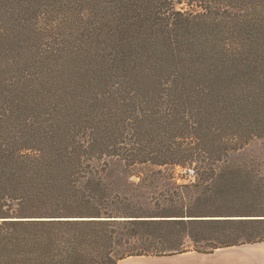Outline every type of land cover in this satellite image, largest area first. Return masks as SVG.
Listing matches in <instances>:
<instances>
[{
  "label": "trees",
  "instance_id": "trees-1",
  "mask_svg": "<svg viewBox=\"0 0 264 264\" xmlns=\"http://www.w3.org/2000/svg\"><path fill=\"white\" fill-rule=\"evenodd\" d=\"M184 1L187 12L171 0H0V264H118L264 242L263 218L130 216L103 176L106 157L200 162L190 140L212 133L205 121L218 126L212 159L264 137V0ZM198 221L236 230L207 247L151 232Z\"/></svg>",
  "mask_w": 264,
  "mask_h": 264
},
{
  "label": "rangeland",
  "instance_id": "rangeland-1",
  "mask_svg": "<svg viewBox=\"0 0 264 264\" xmlns=\"http://www.w3.org/2000/svg\"><path fill=\"white\" fill-rule=\"evenodd\" d=\"M171 1L174 2L176 11L190 10L188 1ZM197 3L199 6L203 4L199 1L192 4ZM193 9L200 10L196 6ZM208 124L210 123L205 121L202 124L203 129H213L212 133L217 132L214 128L218 126ZM203 131L198 138L190 140L205 150L201 151L203 157L200 162L170 166L150 163L129 166L120 157L104 159L106 165L103 176L112 190L126 196L128 200L125 202L130 201L133 204L127 209L133 212L130 216H166L163 213L179 207L194 212L193 215L199 216L194 218L201 220L264 219V137H252L245 143L239 140L233 143L226 155L216 160L206 151L212 133ZM179 167L193 168L196 174L194 177L178 178ZM212 222L214 221H198L188 223L184 227L166 226L151 232L169 236L185 234L182 242L186 246L193 247L196 244L207 247L236 230L227 223ZM238 232L243 230L238 229ZM189 235L193 236L197 243H194ZM226 261L228 262L226 256L219 255L206 258L202 263L224 264Z\"/></svg>",
  "mask_w": 264,
  "mask_h": 264
},
{
  "label": "crops",
  "instance_id": "crops-1",
  "mask_svg": "<svg viewBox=\"0 0 264 264\" xmlns=\"http://www.w3.org/2000/svg\"><path fill=\"white\" fill-rule=\"evenodd\" d=\"M226 256L224 264H264V242L220 248L213 253L188 251L169 256H130L118 264H203L207 258Z\"/></svg>",
  "mask_w": 264,
  "mask_h": 264
},
{
  "label": "built area",
  "instance_id": "built-area-1",
  "mask_svg": "<svg viewBox=\"0 0 264 264\" xmlns=\"http://www.w3.org/2000/svg\"><path fill=\"white\" fill-rule=\"evenodd\" d=\"M178 178L194 177L196 172L195 169L190 167H179L177 170Z\"/></svg>",
  "mask_w": 264,
  "mask_h": 264
}]
</instances>
